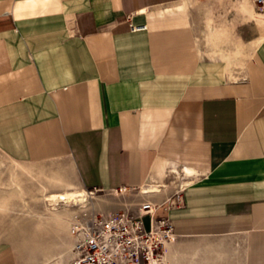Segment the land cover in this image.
<instances>
[{"label": "crops", "instance_id": "1", "mask_svg": "<svg viewBox=\"0 0 264 264\" xmlns=\"http://www.w3.org/2000/svg\"><path fill=\"white\" fill-rule=\"evenodd\" d=\"M211 3L0 0V149L87 191L142 188L177 237L264 264V12L229 0L214 25ZM200 250L171 241L162 264Z\"/></svg>", "mask_w": 264, "mask_h": 264}, {"label": "rangeland", "instance_id": "2", "mask_svg": "<svg viewBox=\"0 0 264 264\" xmlns=\"http://www.w3.org/2000/svg\"><path fill=\"white\" fill-rule=\"evenodd\" d=\"M210 1L215 4L220 2L219 6H209L206 11V18L213 24L230 16L231 7H225L229 0ZM236 1L242 5L252 3V0ZM201 11L204 12L202 8ZM61 177L64 176H60L57 167L28 164L20 156L15 159L0 149V242L14 245L20 264H71L69 217L73 218L93 204L105 211L131 210L141 200L139 189L88 190L89 202L62 212L67 218L61 220L47 210L45 195L67 187L82 188L73 174L67 176L70 182L64 183ZM72 212L74 216H71ZM144 221L149 226V216ZM171 240L179 242L189 251L193 246L201 247V253L194 260L183 254L174 260V264H202V261L208 259L210 261L207 264H223L217 261L216 254L209 252L210 246L217 245V238H179L176 235Z\"/></svg>", "mask_w": 264, "mask_h": 264}, {"label": "built area", "instance_id": "3", "mask_svg": "<svg viewBox=\"0 0 264 264\" xmlns=\"http://www.w3.org/2000/svg\"><path fill=\"white\" fill-rule=\"evenodd\" d=\"M252 3L257 11L264 12V0ZM132 28H145V24ZM140 191L145 192L142 188ZM158 206L155 201L141 199L131 210L105 211L94 207L78 212L70 225L71 264H152L153 260H160L165 240L176 234L168 217L156 216ZM147 216L149 226L144 221Z\"/></svg>", "mask_w": 264, "mask_h": 264}, {"label": "bare ground", "instance_id": "4", "mask_svg": "<svg viewBox=\"0 0 264 264\" xmlns=\"http://www.w3.org/2000/svg\"><path fill=\"white\" fill-rule=\"evenodd\" d=\"M144 188L151 189L152 186L147 185ZM89 194L90 192L85 189H72V190H64L60 192H50L45 195V199L48 201L47 210L51 212L53 215H56L59 219L65 220L67 216H64L62 212L64 211L68 212V209L74 208L76 206H80L82 204H87L89 202V197H90ZM94 207H95V204L91 205V207L89 208H94ZM72 214L71 216L75 215L74 212H72ZM68 219L71 222L73 218L69 217ZM71 239H72V236H71ZM171 241H174V240H165V243L162 248L161 255H160L161 261L158 259H155L152 261V264H162L168 244ZM71 249H72V254H73V239H72Z\"/></svg>", "mask_w": 264, "mask_h": 264}]
</instances>
